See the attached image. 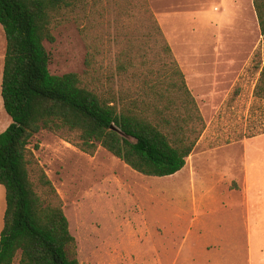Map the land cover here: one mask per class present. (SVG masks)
I'll list each match as a JSON object with an SVG mask.
<instances>
[{
	"label": "rangeland",
	"instance_id": "rangeland-1",
	"mask_svg": "<svg viewBox=\"0 0 264 264\" xmlns=\"http://www.w3.org/2000/svg\"><path fill=\"white\" fill-rule=\"evenodd\" d=\"M164 2L184 4L188 16L199 7L212 9L208 0H156V7ZM154 21L158 23L148 0H89L85 9L67 13L53 27V42L44 41L48 69L55 75L74 72L81 84L101 94L134 88L142 76L153 78L165 70L167 60ZM249 25L236 26L233 32L191 17L171 21V43L192 70L187 75L190 91L205 124L189 169L173 176H148L101 146L92 154L81 151L75 132L42 129L31 137L30 179L43 197L39 170L51 181L81 264H212L204 260L205 252L196 251L200 247L196 230L245 229L246 209L237 199L226 207L219 204L222 184L214 187V198L207 195L209 214L199 219L195 194L199 182L211 186L221 171L242 176L246 159L251 187V182H264V98L254 95L264 63V37L255 24ZM4 53L0 25V83ZM88 54L93 59L89 70ZM10 121L0 94V132ZM244 138L246 144L241 142ZM4 210L5 191L0 185V230ZM250 216L251 261L243 244L229 253L226 264H264V226L255 219L253 206ZM19 256L17 252L13 264H19Z\"/></svg>",
	"mask_w": 264,
	"mask_h": 264
},
{
	"label": "trees",
	"instance_id": "trees-1",
	"mask_svg": "<svg viewBox=\"0 0 264 264\" xmlns=\"http://www.w3.org/2000/svg\"><path fill=\"white\" fill-rule=\"evenodd\" d=\"M252 3L264 37V0ZM88 5L89 0H0L5 36L0 94L11 120L0 132V185L5 191L0 264H13L17 252L19 264H81L54 186L39 170L43 197L30 179L27 145L34 134L42 129L75 132V145L81 151L92 154L101 146L131 169L162 177L182 169L205 127L184 74L155 21L167 60L165 70L153 78L142 76L134 88L101 94L81 84L74 72L50 73L44 41H54L53 27L67 13ZM92 63L88 54V70ZM254 95L264 98V63Z\"/></svg>",
	"mask_w": 264,
	"mask_h": 264
},
{
	"label": "crops",
	"instance_id": "crops-1",
	"mask_svg": "<svg viewBox=\"0 0 264 264\" xmlns=\"http://www.w3.org/2000/svg\"><path fill=\"white\" fill-rule=\"evenodd\" d=\"M208 2L212 5L208 9H204L199 7L198 10L192 11L191 16H188L187 8L183 6L184 4H171L164 2L159 8L156 7V0H148V6L154 12L156 19L158 21V25L162 29L163 35L167 40L172 52L175 55V58L184 74L186 84L190 90L192 83L191 79L187 76L191 75V68H187V66L183 63L182 59H184L183 55H178L171 41V35L169 31V27L171 26V21L184 17L199 19V22L203 25H209L213 27L217 26H227L228 31L233 30L236 26H240L239 28L245 27L248 24H255L257 31H259L256 14L253 8L252 0H208ZM202 5V4H201ZM210 6V5H209ZM193 10V9H189ZM249 25V27H250ZM260 33V32H259ZM261 36V35H260ZM219 36H216V38ZM243 144L247 143V138L241 140ZM195 148V147H194ZM194 150V149H193ZM195 154L193 151L186 158V163L182 167L181 170L189 169L190 162L193 161ZM203 155V154H201ZM199 155V158L201 157ZM247 160V159H246ZM245 160L244 164V172L242 176L239 178L235 177V175L231 172H219L217 183L214 182L211 186L207 184H203L202 182L198 183L199 186L196 187L195 201L199 205L195 210V218L199 219V216L202 214H209L208 206L204 203L207 199V195H211L214 198V187L218 184H222L224 188V196L221 197L219 204L221 206H229V204L234 203L235 199H237V204H241L246 209V214H244L245 218V229L243 228H217L216 230H211V232L203 228H198L196 230V240L200 244V247L197 250L205 252V261L208 259L211 260L212 264H226L229 253L231 251H235L240 249V245L246 244L248 247V262L251 261V207L255 209V219L259 220L260 223L264 226V182H251L253 187L250 184L249 172H248V164ZM232 161V160H231ZM230 167L233 169L234 164L230 162ZM179 170V171H181ZM216 175V174H214ZM201 178V177H200ZM233 185V186H232ZM252 196V198H251ZM225 204V205H224ZM199 207V208H198ZM245 212V211H244ZM185 238L183 239V244H186L189 238V232L184 233ZM244 235V237H243ZM242 236V237H241ZM244 238V240H242ZM228 251V252H224ZM209 254V255H206Z\"/></svg>",
	"mask_w": 264,
	"mask_h": 264
},
{
	"label": "water",
	"instance_id": "water-1",
	"mask_svg": "<svg viewBox=\"0 0 264 264\" xmlns=\"http://www.w3.org/2000/svg\"><path fill=\"white\" fill-rule=\"evenodd\" d=\"M111 129H113V130H117L118 131V128L117 127H115L114 125H111ZM129 140H133L132 138H130V137H127Z\"/></svg>",
	"mask_w": 264,
	"mask_h": 264
},
{
	"label": "bare ground",
	"instance_id": "bare-ground-1",
	"mask_svg": "<svg viewBox=\"0 0 264 264\" xmlns=\"http://www.w3.org/2000/svg\"><path fill=\"white\" fill-rule=\"evenodd\" d=\"M173 175H174V174H173ZM173 175H172V176H173Z\"/></svg>",
	"mask_w": 264,
	"mask_h": 264
}]
</instances>
